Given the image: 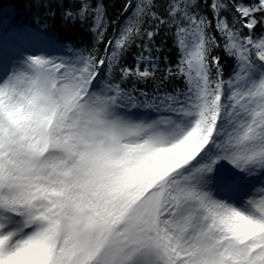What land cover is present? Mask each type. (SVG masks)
<instances>
[{"label":"snow or ice","instance_id":"6c2138e0","mask_svg":"<svg viewBox=\"0 0 264 264\" xmlns=\"http://www.w3.org/2000/svg\"><path fill=\"white\" fill-rule=\"evenodd\" d=\"M29 3L0 39V264H264V0H124L111 38L104 0Z\"/></svg>","mask_w":264,"mask_h":264},{"label":"trees","instance_id":"16d2710c","mask_svg":"<svg viewBox=\"0 0 264 264\" xmlns=\"http://www.w3.org/2000/svg\"><path fill=\"white\" fill-rule=\"evenodd\" d=\"M164 0H159L162 4ZM67 6H71V0H64ZM106 6V26L108 37L111 38L113 33L118 31V25L123 24L127 20V15L123 13L124 0H104ZM159 7V4H158ZM203 7V5H202ZM57 11V20L51 29L52 35L62 41H72L83 47H88L95 43L94 35L88 31L86 27L80 25L64 24L59 20V11ZM134 10V9H133ZM163 11L162 8L159 9ZM37 9L32 7L29 0H0V24H17L20 26H32ZM210 11V10H209ZM163 41V43H161ZM137 44L140 40L136 41ZM156 46L163 48V54L167 55L175 61L176 49L173 47L170 33L165 28L161 31L160 35L156 38ZM104 45L100 44L99 48L103 49ZM133 45V53L136 51ZM220 55V52L216 53ZM128 63L132 62L131 56L127 58ZM226 72L230 70V61L225 59L223 61ZM163 67V65H161ZM150 87V86H149Z\"/></svg>","mask_w":264,"mask_h":264},{"label":"rangeland","instance_id":"374dc122","mask_svg":"<svg viewBox=\"0 0 264 264\" xmlns=\"http://www.w3.org/2000/svg\"><path fill=\"white\" fill-rule=\"evenodd\" d=\"M17 27H20L18 25H12V26H9V27H5V25H0V39H13V38H16L13 36V30ZM13 37V38H11ZM18 39V38H17ZM19 40H23L22 38H19Z\"/></svg>","mask_w":264,"mask_h":264},{"label":"bare ground","instance_id":"6f19581e","mask_svg":"<svg viewBox=\"0 0 264 264\" xmlns=\"http://www.w3.org/2000/svg\"><path fill=\"white\" fill-rule=\"evenodd\" d=\"M13 38V37H11ZM5 42H7L9 45H12V44H22L23 43V40H19L17 38H13V39H4Z\"/></svg>","mask_w":264,"mask_h":264}]
</instances>
